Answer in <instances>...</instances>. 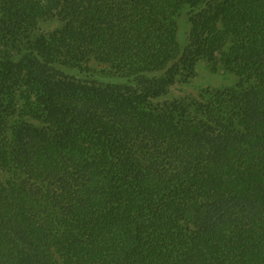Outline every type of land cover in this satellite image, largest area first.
<instances>
[{"label":"trees","instance_id":"16d2710c","mask_svg":"<svg viewBox=\"0 0 264 264\" xmlns=\"http://www.w3.org/2000/svg\"><path fill=\"white\" fill-rule=\"evenodd\" d=\"M0 264H264V0H0Z\"/></svg>","mask_w":264,"mask_h":264},{"label":"rangeland","instance_id":"374dc122","mask_svg":"<svg viewBox=\"0 0 264 264\" xmlns=\"http://www.w3.org/2000/svg\"><path fill=\"white\" fill-rule=\"evenodd\" d=\"M179 24V40L185 41L187 35V24L185 18L178 20ZM56 26L54 22H43L40 24V32H48ZM237 78L235 75L222 70H213L205 61H200L195 70V75L188 83H177L169 88L168 99H176L182 97H198L203 89L207 88H223L235 84Z\"/></svg>","mask_w":264,"mask_h":264}]
</instances>
